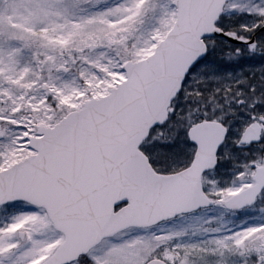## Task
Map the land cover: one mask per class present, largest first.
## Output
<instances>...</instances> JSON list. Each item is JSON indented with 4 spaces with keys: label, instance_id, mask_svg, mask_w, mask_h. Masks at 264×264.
Here are the masks:
<instances>
[{
    "label": "snow or ice",
    "instance_id": "snow-or-ice-1",
    "mask_svg": "<svg viewBox=\"0 0 264 264\" xmlns=\"http://www.w3.org/2000/svg\"><path fill=\"white\" fill-rule=\"evenodd\" d=\"M0 264H264V0H0Z\"/></svg>",
    "mask_w": 264,
    "mask_h": 264
}]
</instances>
